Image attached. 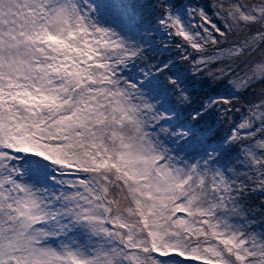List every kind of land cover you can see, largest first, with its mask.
<instances>
[{
  "label": "snow or ice",
  "instance_id": "6c2138e0",
  "mask_svg": "<svg viewBox=\"0 0 264 264\" xmlns=\"http://www.w3.org/2000/svg\"><path fill=\"white\" fill-rule=\"evenodd\" d=\"M256 191L264 0H0V264H264Z\"/></svg>",
  "mask_w": 264,
  "mask_h": 264
},
{
  "label": "trees",
  "instance_id": "16d2710c",
  "mask_svg": "<svg viewBox=\"0 0 264 264\" xmlns=\"http://www.w3.org/2000/svg\"><path fill=\"white\" fill-rule=\"evenodd\" d=\"M194 1L198 2L200 5H204L205 3L210 2V0H194ZM244 98L251 99V97L247 93H245L244 97H242L240 100L241 103H243ZM248 204L249 206L255 207L257 210H259L261 204H264V194H262L260 191L251 193V195L248 197Z\"/></svg>",
  "mask_w": 264,
  "mask_h": 264
},
{
  "label": "rangeland",
  "instance_id": "374dc122",
  "mask_svg": "<svg viewBox=\"0 0 264 264\" xmlns=\"http://www.w3.org/2000/svg\"><path fill=\"white\" fill-rule=\"evenodd\" d=\"M191 2H192L193 4L198 3V2H195L194 0L191 1ZM240 100H241V99H240ZM240 100L237 102V106H238V107H241V108L243 109V103H241ZM258 220H259V217H257V222H259Z\"/></svg>",
  "mask_w": 264,
  "mask_h": 264
}]
</instances>
